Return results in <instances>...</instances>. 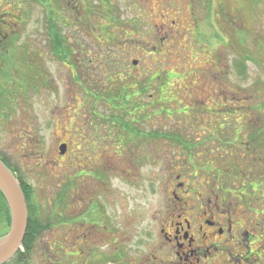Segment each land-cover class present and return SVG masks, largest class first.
Returning <instances> with one entry per match:
<instances>
[{"label": "rangeland", "instance_id": "rangeland-1", "mask_svg": "<svg viewBox=\"0 0 264 264\" xmlns=\"http://www.w3.org/2000/svg\"><path fill=\"white\" fill-rule=\"evenodd\" d=\"M4 18L28 85L0 100V154L44 225L30 264H85L86 244L143 264L179 174L196 213L232 219L234 264H264V0H0Z\"/></svg>", "mask_w": 264, "mask_h": 264}, {"label": "flooded vegetation", "instance_id": "flooded-vegetation-1", "mask_svg": "<svg viewBox=\"0 0 264 264\" xmlns=\"http://www.w3.org/2000/svg\"><path fill=\"white\" fill-rule=\"evenodd\" d=\"M0 23L3 28L4 24L2 23L4 21ZM5 40L6 37L0 38L1 50L7 46L4 44ZM3 55L0 51V57ZM127 128L128 130L131 129V124ZM62 144L67 145V149L69 148L68 142ZM246 144L250 148V144ZM181 176V174L177 176L170 191L176 205L172 211L167 210V213L157 219L163 242L160 250L152 258H146L142 263L220 264L224 262L223 264H226L229 261L230 264H234L235 261L231 260L228 255L232 254V243L236 239L232 219L230 222H224L223 216H216L215 212L210 214L205 212L202 215L196 213V207L193 203L189 204L182 196V193L190 192L191 188H185V181ZM86 236L88 238V234ZM84 247L88 252V254L81 256L84 257L85 264H138L127 253H123L119 246V248L115 247L108 255L98 249V245L86 244ZM80 251L82 252V249ZM236 254L243 257L240 253Z\"/></svg>", "mask_w": 264, "mask_h": 264}, {"label": "trees", "instance_id": "trees-1", "mask_svg": "<svg viewBox=\"0 0 264 264\" xmlns=\"http://www.w3.org/2000/svg\"><path fill=\"white\" fill-rule=\"evenodd\" d=\"M16 1L18 2L19 0H16ZM36 1H39V0H36ZM52 16L54 17V13H52ZM53 17H52V19H53ZM2 21H4V23H2L4 25L2 28L1 23H0V38L6 37L4 44H7V46L4 47L5 48L4 50L0 49V51H2V53L4 54L2 57H0V100L2 98V101H3L4 95L6 94V92L8 90L11 91L14 88L11 86V84H13V85L14 84L17 85V83H18V85L24 84V86L26 87L28 85V82L23 81L22 84H19L20 82L18 79L12 80V72H11L10 68L9 67H3V65H2L3 63H7V65H8V61H9L10 57L12 56V55H10L9 51L12 49L13 53H14V51L16 50L15 47H11L12 46L11 41L15 39L14 32L16 30H15V28H11V20L10 19L4 18V19H2ZM56 22H57V20L53 19L52 23H50L51 24L50 25V37L51 38L54 37V39L57 38V44L55 45V50H57L60 47L61 48V50H60L61 56H63V55L67 56L68 52H66V50H62V43L65 42V37H64V35H60L61 31L59 29V24H57ZM11 31H12V33H11ZM63 47H64V44H63ZM64 48H66L68 50V47H64ZM5 51H6V53L8 51L7 55H5L6 54ZM5 57H7L8 60L5 59ZM29 63H32V62H29ZM38 67H39V64H38ZM15 81H17V83ZM7 84H10V85L7 86ZM7 87H9V88H7ZM15 87H17V86H15ZM0 157L4 160L5 163H7V165H9V167H11V169L17 175V170L10 165L7 158L4 157L2 154H0ZM17 178L21 184L24 195L26 197V201H27V205H28V211H29V223H28L27 233L25 235L22 247L18 250V252L14 255V257H12V259L9 260L8 262H6L5 264H30L31 251L33 249V246L36 242L37 237L39 236V234L43 230L44 225L40 219L37 205L33 201V191L30 187V184L28 182H26L21 175H17ZM2 213H4L3 216H2ZM0 216L3 219H5L8 222V224L10 225L9 208H8V205H7L3 195L1 194V192H0Z\"/></svg>", "mask_w": 264, "mask_h": 264}, {"label": "water", "instance_id": "water-1", "mask_svg": "<svg viewBox=\"0 0 264 264\" xmlns=\"http://www.w3.org/2000/svg\"><path fill=\"white\" fill-rule=\"evenodd\" d=\"M61 153H65L67 145H61ZM0 192L9 211L10 226L0 236V264H5L14 257L21 248L28 229V207L23 189L10 167L0 158Z\"/></svg>", "mask_w": 264, "mask_h": 264}]
</instances>
